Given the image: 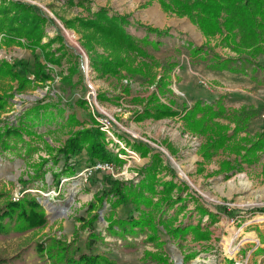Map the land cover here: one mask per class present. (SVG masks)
Returning a JSON list of instances; mask_svg holds the SVG:
<instances>
[{"label": "rangeland", "instance_id": "374dc122", "mask_svg": "<svg viewBox=\"0 0 264 264\" xmlns=\"http://www.w3.org/2000/svg\"><path fill=\"white\" fill-rule=\"evenodd\" d=\"M18 1L36 6L38 10L54 21V24H48L47 36L43 42L54 39L60 33L64 38L63 41L54 43L51 50L57 49L61 43L64 48L57 54V57L62 58V64L60 66L48 64V67L53 69V73L57 74L54 83H48V86L45 87H32L23 93H16V82H0V94L14 93L7 110L0 112V127L16 125L21 117L23 118V113L38 103L51 105L50 111L53 113V116H48L41 124H36L34 131L37 132V138L24 136L26 141L32 139L34 145L41 149L31 158L25 160L17 153L5 151L0 145V191L9 193L13 202H19L26 195L37 197L42 205L46 202V206L43 205V207L49 218V225L45 230L31 232L20 238L0 241V249L12 256L26 240H42L47 236H54L70 242L81 226V223L76 221L77 219L88 220L89 217L99 214V219L95 223V232L101 235L102 240L95 244L93 252L106 254L117 260L118 264H157L146 260L145 253L147 252L163 255L167 258L168 264H180V261L181 264H191L194 259L203 255H217L220 264H259L258 260L264 264V243L260 239V233L264 232V153L260 154L259 161L253 165L244 162L241 157L230 153L229 150L219 151L211 161L206 162L200 154V147L206 142V137L186 131L180 117L162 120L147 119L141 122L136 119L137 113L144 108L142 101L154 92L158 94L163 103L172 104L175 111L181 112L185 107L191 108L198 101L194 93L215 90L213 79L209 78L210 80L204 81L195 74L208 77L211 71L223 73L210 69L209 63L196 64L192 62L191 47H200L207 43V38L198 27L186 17L181 18L174 13L165 12L157 0ZM79 1H81L80 5ZM102 8L107 9L110 16L115 14L127 16L130 22L127 30L136 39L142 40L147 37L149 40L150 38L155 39L150 41L159 44V47L154 45L145 47L148 54L156 61L149 71V77H101L93 70L90 56L95 53H88L84 49L81 41L82 36L75 30L66 28L65 21L75 17L91 18ZM146 27L167 30L168 34L157 36L155 33L148 32ZM219 40V37L210 40L209 52H215L223 59L237 57L236 53L229 48L219 46ZM20 43L25 45L26 40L22 39ZM13 47L15 46L6 48L9 50ZM16 47L19 49L13 54L10 63L15 65L16 70L34 79L32 73L35 69V55L31 50L22 46ZM96 49L99 53L104 52L99 45ZM2 50L3 48H0V55ZM37 54L41 55V51L37 50ZM85 55L88 58V70L84 63ZM263 56L258 57L257 66L251 68L246 74V76L250 75L258 85L255 88V93L259 95V99L253 102L255 110H252L253 107L245 108L249 113L253 111L258 113V118L253 119L256 127L264 122V71L260 66L263 64L260 61ZM41 61L45 62L43 57H41ZM74 65L80 66V73L75 76L77 88L71 99L68 97L62 99L60 97L64 95L58 75L67 73L68 69ZM253 76L256 79H253ZM202 81L207 86L203 85ZM161 82L170 84L165 91L159 86ZM79 99L86 100L88 106L78 107L76 103ZM67 100H70V103H67ZM224 102L231 105L240 103L229 99L226 101L223 99V104ZM57 105L64 109L63 115L60 114ZM226 109L228 113L236 110L229 107ZM71 113L76 114L78 120L88 127L92 126L94 118L99 122L100 128V121L107 119L110 123V132L113 135L112 137L107 134L110 152V145L115 142V139L124 145H126L125 141L144 142L153 149L152 154H161L166 167L160 178L167 181L174 178L182 188L186 187L183 194L186 203L180 202L174 208H168L165 205L164 219H174L176 215L177 218L173 222L175 225H197L200 215L197 213L196 205L205 207L216 215L214 224H211L209 219L205 222L206 217L202 220V227L209 230L210 239L195 241L192 236H188L179 245L178 241L173 240L165 229L159 226L160 238L165 243L163 248L159 249L154 243L145 242V236H141L137 240L128 236L127 240L137 247L132 251L125 247L120 238L107 232L108 223L105 217L109 216L112 211L111 202L105 201L103 207L96 205L94 212L88 211L95 196L101 195L115 181L137 182L140 179L141 170L150 162V155L143 157L136 152L138 155L136 159L131 157L133 155L127 154V151L123 154L122 149L118 153L111 152L114 156L122 159L123 163H113L114 171L107 172L95 171V166L88 161L87 153L84 151L80 156L70 161V165L75 170L73 177L55 179L59 176L65 163V159L60 156L56 166H53V162L45 166L44 182L33 179L40 158L50 159L47 145L58 148L70 137L71 128L65 121ZM219 121L229 124L232 129L235 127L227 120L219 119ZM79 128L81 126L76 129ZM230 133L232 134V130ZM244 133L246 136H241L243 134L241 133L232 141L231 145L239 143L242 138L254 141L260 136L250 137L247 131ZM115 145L117 144H114V148ZM225 162H228L233 168V171L228 170L230 171L228 174L222 169ZM176 164L185 173L186 178L181 176ZM242 176L249 183L248 188L240 185ZM22 180H26L28 184L23 186ZM59 181L60 183H58ZM159 197H154V201L157 202ZM49 206L57 209L68 207L69 213L66 216L58 215L51 212ZM130 210L131 205H122L115 210L114 218L125 219ZM138 215L139 213H135V216ZM89 234V229L80 232L78 246L83 250ZM109 244L111 245L109 246ZM258 248L262 252L255 253ZM189 255H193L192 259L186 258ZM28 264H36L33 255L29 256Z\"/></svg>", "mask_w": 264, "mask_h": 264}, {"label": "trees", "instance_id": "16d2710c", "mask_svg": "<svg viewBox=\"0 0 264 264\" xmlns=\"http://www.w3.org/2000/svg\"><path fill=\"white\" fill-rule=\"evenodd\" d=\"M74 2L69 0V2ZM165 12L176 14L181 18H188L191 23L198 27L207 38V43L200 47H191L190 53L193 63H209V68L215 71H228L233 74L246 75L251 68H255L256 60L264 55V0H157ZM81 4V1L78 3ZM54 24L36 6L18 0H0V36L3 40L1 47L22 46L31 50L35 55L36 63L31 79L28 75L16 70L15 65L0 60V82L10 81L17 83L16 93H23L32 87H45L48 83H54L57 74L48 64H62V58L57 54L62 52L64 46L61 43L57 49L51 50L54 43L63 41V36L58 33L54 39L43 42L47 36V26ZM129 18L127 16H110L107 9L102 8L93 14L91 18L75 17L65 21L66 28L75 30L80 34L82 46L89 55L93 70L101 77L122 76L149 77V71L155 65V59L145 50L147 46L159 47L158 43L151 42L147 37L142 40L136 39L129 33ZM150 33L162 36L167 30L146 27ZM219 37V46L229 48L236 53L237 57L223 59L215 52H209L210 40ZM26 40L25 45L20 41ZM101 46L103 53L97 52L96 47ZM41 51V55L37 54ZM63 56V54H62ZM43 57L45 62L41 61ZM149 61V62H148ZM151 63V64H150ZM255 71V69H254ZM80 73V66L74 65L67 73H60L62 99H71L75 91V76ZM126 74V75H124ZM253 79L256 77L253 76ZM150 80H152L150 78ZM169 83H160L164 91ZM69 94V95H68ZM13 94L7 92L0 94V112H5L10 105ZM100 100V98H99ZM62 102V101H60ZM70 103V100H67ZM144 108L137 113L136 119L141 122L147 119L162 120L180 117L185 130L191 134L206 137V142L200 147V154L204 161H211L221 150H229L230 153L241 157L249 165L257 163L260 154L264 153V133L256 140L242 138L239 143L231 145L241 133L247 131L250 122L258 116L256 111L249 113L245 108L228 113L223 98L214 104L196 101L191 108L185 107L183 111H175L172 104L168 105L161 101L155 92L146 100L142 101ZM78 107L88 106L84 99L76 103ZM70 106V105H69ZM59 108V109H58ZM60 114L65 111L57 105ZM51 105L38 103L23 113V118L12 127H0V145L5 151L17 153L25 160L40 152V147L34 145L32 139L26 141L24 136L37 138L34 131L36 124H41L48 116H53L50 111ZM99 114V113H98ZM224 119L234 124H224L219 121ZM65 123L71 128L70 137L65 143L54 148L47 145L50 159L40 158V163L32 177L36 181H45V166L53 162V166L59 163L60 156L65 159L64 166L55 179L61 177H73L74 168L70 161L86 151L88 161L95 166L98 163L122 164L123 160L114 156L108 149L107 134L100 128L99 122L92 119V126L88 127L81 123L76 114L67 116ZM81 126V128L76 129ZM232 130V134L230 133ZM126 142V146L143 157L150 155V162L143 167L137 182L115 181L109 189L101 195H96L89 205V212L96 210V205L103 207L105 201L111 202L109 216L105 217L108 223L107 232L120 238L129 250L137 247L127 240L130 236L137 240L141 236L146 237L147 243H154L159 249L164 247L158 228L162 226L166 233L181 245L188 236L195 241H208L210 233L202 227V220L208 216L211 224L216 223V215L196 205L200 221L197 225H175L174 219H164V206L174 208L178 203H186L183 198L185 186L182 188L173 178L170 181L160 178L164 166V159L159 153H153L150 145L144 142ZM125 154V150H122ZM226 173L233 171L228 162L222 165ZM230 170V171H228ZM30 181L32 179H29ZM60 183V181L58 182ZM26 180L22 185L26 186ZM176 192V195H175ZM160 196L158 201L154 197ZM176 196V197H175ZM0 241L20 238L31 232L45 230L49 225V218L45 208L35 196H24L19 202H13L10 194L0 191ZM130 206L128 216L125 219H115V210L120 206ZM135 213H139L135 216ZM99 214L89 217L88 220L79 218L81 223L75 232L73 239L65 241L54 236H47L42 240H26L23 246L17 249L12 256L7 255L0 249V264H28L30 255L34 256L36 264H118L117 260L106 254L94 253L95 244L102 240L101 235L95 232V223ZM174 220V221H171ZM90 230L84 250L78 246L80 232ZM260 239L264 243V232L260 233ZM256 252H262L258 248ZM193 255L186 258L192 259ZM146 260L157 264H168L166 257L159 253H145Z\"/></svg>", "mask_w": 264, "mask_h": 264}, {"label": "crops", "instance_id": "0c3cea01", "mask_svg": "<svg viewBox=\"0 0 264 264\" xmlns=\"http://www.w3.org/2000/svg\"><path fill=\"white\" fill-rule=\"evenodd\" d=\"M160 18V17H158ZM150 36V35H149ZM150 38V37H149ZM150 40H155L151 39ZM150 53V52H149ZM263 64H260L261 70L264 71V56L260 59ZM208 68V67H206ZM208 70V69H207ZM260 70V71H261ZM199 79L202 78L204 81H208L210 79H213L215 84V90L212 92L205 91L203 93L197 92L194 93L196 95V100H202L203 102H208L210 104L215 103L220 98H223L224 101L227 99L229 100H236V102H240L237 105H231L224 102L225 106L228 108H233L236 110H239L240 108H248L253 107V102L259 99V95L255 93L257 82L253 81L251 79L250 75H234L228 72H213L211 71L208 75V77L199 75L195 73ZM210 78V79H209ZM262 78V77H260ZM259 78V79H260ZM264 78V77H263ZM259 81V80H258ZM203 82V81H202ZM259 91V90H258ZM249 99H252V101H249ZM255 110V107H253ZM232 109V110H233ZM229 110V109H228ZM248 110V109H247ZM258 118V117H257ZM256 118V119H257ZM254 119V120H256ZM254 120L251 121L249 124V127L247 129V134H249L250 137H255L257 135H261L264 133V122L260 123L258 127H256V123L254 124ZM261 126V127H259ZM255 127V130L253 131V128ZM241 136H246V133L241 134ZM111 244H109L110 246ZM259 264L262 263L261 260H258Z\"/></svg>", "mask_w": 264, "mask_h": 264}, {"label": "built area", "instance_id": "2783aa9c", "mask_svg": "<svg viewBox=\"0 0 264 264\" xmlns=\"http://www.w3.org/2000/svg\"><path fill=\"white\" fill-rule=\"evenodd\" d=\"M3 35H1V39H0V43H1V40L3 39ZM3 48L2 50V53L0 55V60H7L8 62H11L12 61V58H13V54L16 52L17 49H19L18 47H13L11 49H7L6 47H1ZM84 63H85V66H86V70L87 67L89 66L88 65V58L86 57L85 55V58H84ZM203 85L207 86V84L205 82H203ZM100 124H101V129L106 132V134L108 135H111L113 137V135L111 134L110 132V126H109V122L108 120H102L100 121ZM115 142H113L111 145H110V150L111 152L113 153H118L122 150H125L127 151L129 155H133L131 157H135L136 159L138 158V155L135 151L129 149L126 147V145H124L122 142L118 141V140H115ZM114 144H117L115 145V148L113 147ZM119 156L121 157V155L119 154ZM95 171H107V172H112L114 171L115 169V165L113 163H107V162H104V163H98L97 165H95L94 167ZM208 216L204 219L205 222L208 221ZM191 264H220L219 263V260H218V256L217 255H213V256H199L197 259H194L192 261Z\"/></svg>", "mask_w": 264, "mask_h": 264}, {"label": "bare ground", "instance_id": "6f19581e", "mask_svg": "<svg viewBox=\"0 0 264 264\" xmlns=\"http://www.w3.org/2000/svg\"><path fill=\"white\" fill-rule=\"evenodd\" d=\"M72 38V37H71ZM176 167L180 170V174H181V176L182 177H184V178H186L187 176L185 175V173L181 170V168L179 167V165L178 164H176ZM240 185L242 186V187H244V188H248L249 187V183H247V181L245 180V178H244V176H242L241 177V180H240ZM232 186L234 187L235 185H234V183L232 184ZM49 210L51 211V212H54V213H56V214H58V215H64V216H66L68 213H69V209H68V207H66V208H62V209H57V208H54V207H50L49 206ZM180 264H181V261L179 262Z\"/></svg>", "mask_w": 264, "mask_h": 264}, {"label": "water", "instance_id": "95a60500", "mask_svg": "<svg viewBox=\"0 0 264 264\" xmlns=\"http://www.w3.org/2000/svg\"><path fill=\"white\" fill-rule=\"evenodd\" d=\"M43 205H45V206H46V202H45V203H43Z\"/></svg>", "mask_w": 264, "mask_h": 264}]
</instances>
